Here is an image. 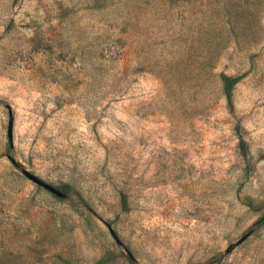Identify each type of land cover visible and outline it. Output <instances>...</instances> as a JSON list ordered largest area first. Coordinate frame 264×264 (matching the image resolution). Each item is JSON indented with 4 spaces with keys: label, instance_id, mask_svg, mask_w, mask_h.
I'll list each match as a JSON object with an SVG mask.
<instances>
[{
    "label": "rangeland",
    "instance_id": "obj_1",
    "mask_svg": "<svg viewBox=\"0 0 264 264\" xmlns=\"http://www.w3.org/2000/svg\"><path fill=\"white\" fill-rule=\"evenodd\" d=\"M263 217L264 0H0V264H264Z\"/></svg>",
    "mask_w": 264,
    "mask_h": 264
},
{
    "label": "trees",
    "instance_id": "obj_2",
    "mask_svg": "<svg viewBox=\"0 0 264 264\" xmlns=\"http://www.w3.org/2000/svg\"><path fill=\"white\" fill-rule=\"evenodd\" d=\"M238 80H239L238 78H231L227 76L221 77V82L223 86V94L225 96V99H226V102L229 108L232 107V90H233L234 85L238 82ZM237 131H238V128H237ZM237 135L239 137V148L241 150L242 155L245 156L246 144L244 140L241 138L240 132H237Z\"/></svg>",
    "mask_w": 264,
    "mask_h": 264
},
{
    "label": "water",
    "instance_id": "obj_3",
    "mask_svg": "<svg viewBox=\"0 0 264 264\" xmlns=\"http://www.w3.org/2000/svg\"><path fill=\"white\" fill-rule=\"evenodd\" d=\"M11 121L8 123V128H7V135L8 138L11 139ZM23 176H25L27 179H29L30 181H32L33 183L37 184L38 186L44 188L45 190L49 191L50 193L61 197L62 194L60 193V191H58L57 189H55L54 187H52L51 185L45 183L44 181L38 179L36 176L30 174L27 171H22ZM262 221H264V217L262 219ZM245 237L241 238L237 243L239 244L240 242H242L244 240Z\"/></svg>",
    "mask_w": 264,
    "mask_h": 264
}]
</instances>
